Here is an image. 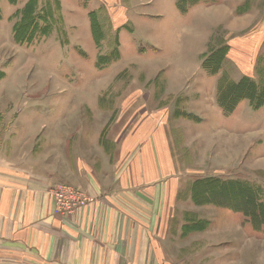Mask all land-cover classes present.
<instances>
[{
  "label": "rangeland",
  "instance_id": "rangeland-1",
  "mask_svg": "<svg viewBox=\"0 0 264 264\" xmlns=\"http://www.w3.org/2000/svg\"><path fill=\"white\" fill-rule=\"evenodd\" d=\"M27 1L0 0V157L29 152L59 178L51 187L88 197L59 216L91 247L75 264H264V225L193 199L211 178L264 188V104L227 111L220 96L249 77L264 97V0H201L184 13L177 0H36L49 28L30 45L15 37ZM16 120L48 133L44 149L15 140ZM96 177L104 194L74 184ZM97 199L105 219L89 233L76 221Z\"/></svg>",
  "mask_w": 264,
  "mask_h": 264
},
{
  "label": "crops",
  "instance_id": "crops-1",
  "mask_svg": "<svg viewBox=\"0 0 264 264\" xmlns=\"http://www.w3.org/2000/svg\"><path fill=\"white\" fill-rule=\"evenodd\" d=\"M27 124L29 122L23 123L25 130L22 132L21 123L18 120L13 122L14 129L16 126L19 129L14 130L15 140L31 139L33 145L44 149L48 143L46 136L48 133L40 131L39 126L33 124L29 126V131H26ZM60 129L62 128L58 130ZM14 147L16 145H13ZM12 151L13 149L11 153ZM25 152L23 151V154ZM23 154L22 158L17 155L0 157V263L10 264L12 260L17 261L21 255H33L42 262L50 260L63 262L62 264L83 262L86 259H78V253L91 247L87 245L88 243L81 247L77 240L78 228L61 225L59 216L53 213V201L48 189L59 178L46 171L47 164L45 166L38 162L37 166L29 152L27 155ZM74 182L87 189L89 194L106 192V183L94 181L90 186L87 183H78L77 178ZM98 202L99 205L96 207ZM106 209V200L97 199L94 204L81 211L76 221L77 227L81 224V227L90 233L91 220L95 217V225L97 222L100 224L99 220L105 219ZM74 217L76 218L77 214ZM112 234L114 241L122 239L121 236L116 237L114 232Z\"/></svg>",
  "mask_w": 264,
  "mask_h": 264
},
{
  "label": "trees",
  "instance_id": "trees-1",
  "mask_svg": "<svg viewBox=\"0 0 264 264\" xmlns=\"http://www.w3.org/2000/svg\"><path fill=\"white\" fill-rule=\"evenodd\" d=\"M199 1L201 0H177L182 13ZM37 9L36 0H28L25 3L19 19L22 23L18 26L15 34L17 42L30 45L33 44L35 36L48 33L49 22ZM223 56L224 53L219 51L218 55L207 57L204 67H208L214 62L216 64L211 66L212 69L209 68V72L218 71ZM208 59L210 63L207 62ZM222 87H224L225 93L222 91L220 96L223 97L222 99H226L222 100V104L227 111H232L235 104L244 98L248 99L255 108L264 104L263 93L259 90L257 83L251 81L249 77ZM193 199L200 204L210 202L231 208L241 213L254 228L264 225V188L255 186L248 181L205 179L200 182V186L195 185Z\"/></svg>",
  "mask_w": 264,
  "mask_h": 264
},
{
  "label": "built area",
  "instance_id": "built-area-1",
  "mask_svg": "<svg viewBox=\"0 0 264 264\" xmlns=\"http://www.w3.org/2000/svg\"><path fill=\"white\" fill-rule=\"evenodd\" d=\"M48 193L52 197L54 213L61 217L72 215L88 202V197L82 190L70 184H56L50 188Z\"/></svg>",
  "mask_w": 264,
  "mask_h": 264
}]
</instances>
